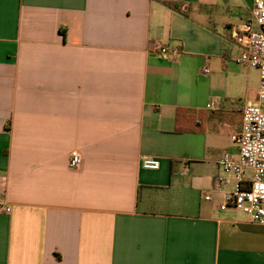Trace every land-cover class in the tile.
I'll return each instance as SVG.
<instances>
[{"label":"crops","instance_id":"1","mask_svg":"<svg viewBox=\"0 0 264 264\" xmlns=\"http://www.w3.org/2000/svg\"><path fill=\"white\" fill-rule=\"evenodd\" d=\"M252 7L0 0V264H264V225L215 184L257 99L234 59Z\"/></svg>","mask_w":264,"mask_h":264},{"label":"built area","instance_id":"2","mask_svg":"<svg viewBox=\"0 0 264 264\" xmlns=\"http://www.w3.org/2000/svg\"><path fill=\"white\" fill-rule=\"evenodd\" d=\"M251 22L256 27H252ZM251 22L234 33L242 48L234 59L239 64H247L259 70L257 99L248 101L243 106L242 128L231 135L237 146V155L225 154L220 158L222 174L216 178L215 184L221 186L233 177L235 186L220 207L238 209L247 215L248 222L264 225V0H253ZM155 48L164 58H170L174 54L166 45L157 44ZM214 105L215 102L212 101L208 107ZM80 162V152L73 150L70 154V166L76 167ZM142 165L157 169L160 163L157 158L144 156ZM10 210V205L0 202V211Z\"/></svg>","mask_w":264,"mask_h":264}]
</instances>
